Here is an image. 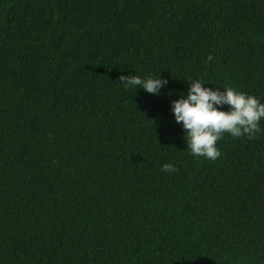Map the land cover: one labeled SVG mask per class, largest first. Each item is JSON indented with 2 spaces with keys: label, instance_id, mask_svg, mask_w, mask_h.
Here are the masks:
<instances>
[{
  "label": "trees",
  "instance_id": "trees-1",
  "mask_svg": "<svg viewBox=\"0 0 264 264\" xmlns=\"http://www.w3.org/2000/svg\"><path fill=\"white\" fill-rule=\"evenodd\" d=\"M193 78L264 100V0H0V264H264V131L194 158Z\"/></svg>",
  "mask_w": 264,
  "mask_h": 264
},
{
  "label": "clouds",
  "instance_id": "clouds-1",
  "mask_svg": "<svg viewBox=\"0 0 264 264\" xmlns=\"http://www.w3.org/2000/svg\"><path fill=\"white\" fill-rule=\"evenodd\" d=\"M213 56L207 57L211 62ZM187 93H180L171 101L175 123L185 132L190 154L215 161L222 152L218 146L225 134L233 138L255 139L264 129V100L239 90L234 86L206 87L203 78L187 79ZM120 84L125 88L143 89L150 94L161 95L168 80L160 75L141 77L138 74H121ZM227 105V109H225ZM178 169L172 163L162 165L161 171L174 173Z\"/></svg>",
  "mask_w": 264,
  "mask_h": 264
}]
</instances>
